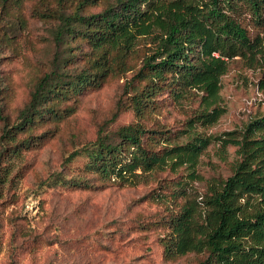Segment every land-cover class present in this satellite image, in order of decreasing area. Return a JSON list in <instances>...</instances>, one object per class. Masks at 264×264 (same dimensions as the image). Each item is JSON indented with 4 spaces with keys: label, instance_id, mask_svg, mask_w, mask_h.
Returning a JSON list of instances; mask_svg holds the SVG:
<instances>
[{
    "label": "rangeland",
    "instance_id": "1",
    "mask_svg": "<svg viewBox=\"0 0 264 264\" xmlns=\"http://www.w3.org/2000/svg\"><path fill=\"white\" fill-rule=\"evenodd\" d=\"M76 1L0 0V133L18 120L34 82L55 69L54 62L60 78L89 65L84 38L63 33L61 41L54 40L58 14L69 13ZM107 1L95 0L81 11H97ZM243 24L264 43V23L256 24L246 14ZM145 50L138 43L124 57V70L107 71L67 99H53L51 104L68 113L60 118L44 114L19 132L16 140L28 138L27 147L12 152L9 142L5 151L0 142V264H203L206 250L169 254L163 242L187 195L201 209L209 181L230 173L235 146L221 148L211 138L194 177L186 165L165 166L120 183L86 168L84 153L66 157L92 141L98 128L113 137L128 122L157 132L143 136L154 149L166 144L161 136L171 143L187 139L186 120L196 109L199 91L176 96L172 84L155 85L138 111L130 105V96L151 83L149 73L132 77ZM258 76V67L231 58L219 78L223 112L211 124L194 125L193 132L211 137L237 133L264 113Z\"/></svg>",
    "mask_w": 264,
    "mask_h": 264
},
{
    "label": "trees",
    "instance_id": "2",
    "mask_svg": "<svg viewBox=\"0 0 264 264\" xmlns=\"http://www.w3.org/2000/svg\"><path fill=\"white\" fill-rule=\"evenodd\" d=\"M94 1L77 0L69 13L58 14L54 33L55 42L62 40L63 33L84 38L89 65L75 76L60 78L54 62L55 69L40 75L18 120L0 133L2 150L9 142L12 152L27 147L28 138L16 140L19 132L44 114L60 118L68 113L51 104L53 99H67L107 71L124 70V57L138 43L145 44L132 77L149 73L151 83L130 96V105L138 111L155 85L172 84L176 96L199 91L196 109L186 120L185 131H191L187 139L171 143L161 136L166 144L154 149L143 142V136L157 132L128 122L116 128L115 138L98 128L92 141L66 157L84 153L86 168L120 183L165 166L186 165L188 175L194 177L198 175L194 166L211 138L218 139L221 148L235 146L230 173L209 181L201 200L204 207L198 209L195 197L187 195L171 219L164 251L206 250L203 264H264V113L250 118L237 133L230 130L211 137L192 130L196 124L213 123L223 112L218 104L219 78L231 58L258 67L257 86L264 88V43L258 33L249 35L243 24L246 14L254 23H264V0H110L97 11H81Z\"/></svg>",
    "mask_w": 264,
    "mask_h": 264
}]
</instances>
